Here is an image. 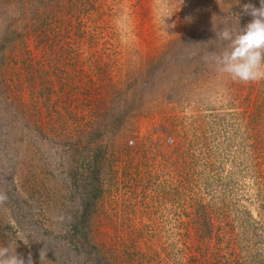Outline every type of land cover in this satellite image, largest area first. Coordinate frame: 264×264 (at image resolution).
I'll list each match as a JSON object with an SVG mask.
<instances>
[{
    "label": "rangeland",
    "instance_id": "rangeland-1",
    "mask_svg": "<svg viewBox=\"0 0 264 264\" xmlns=\"http://www.w3.org/2000/svg\"><path fill=\"white\" fill-rule=\"evenodd\" d=\"M249 4L0 0V247L25 264H264V81L214 62ZM20 210L67 248L42 258Z\"/></svg>",
    "mask_w": 264,
    "mask_h": 264
},
{
    "label": "clouds",
    "instance_id": "clouds-1",
    "mask_svg": "<svg viewBox=\"0 0 264 264\" xmlns=\"http://www.w3.org/2000/svg\"><path fill=\"white\" fill-rule=\"evenodd\" d=\"M260 4L259 8L251 4L244 6V11L253 17L246 28L237 30L224 26L217 31L218 40L226 42V46L214 54L216 70L233 82L250 84L264 81V0H260ZM6 200V195H0V203ZM41 257H44L43 251ZM0 264L25 262L17 255L16 248L4 246L0 247ZM28 264H31V258Z\"/></svg>",
    "mask_w": 264,
    "mask_h": 264
},
{
    "label": "trees",
    "instance_id": "trees-1",
    "mask_svg": "<svg viewBox=\"0 0 264 264\" xmlns=\"http://www.w3.org/2000/svg\"><path fill=\"white\" fill-rule=\"evenodd\" d=\"M4 106H5V109L8 108V107H6V105H4ZM6 191H7V189H6ZM8 191H11L10 187H9ZM9 194H10V192H8V194H5L6 197H8ZM28 210L26 212H22L21 210L19 211L21 213V219H22V222L20 221L19 224L22 225V227L25 229L26 233L34 234V235L30 236L29 242L33 247H35L36 245L40 246L39 247L40 250L38 251L39 255H41L42 251L44 252V255L47 254V252L49 250V248H48V242L49 241H54L55 245H59V246L67 248L66 240L64 239L63 235L56 234L52 238L49 237L48 231L45 228V226L42 223H40L37 220V218L34 219L33 214H29ZM45 235L47 236V240H45V238H44ZM62 247H60V249L63 250ZM56 254H57V259L60 258L61 260H63V258L61 257V256H63V253L56 252ZM88 254L91 255V253H88ZM78 256L84 257V255H81V254H78ZM92 256L89 260L90 262H88V263L106 264L105 259L101 258L100 256H98L97 258H93Z\"/></svg>",
    "mask_w": 264,
    "mask_h": 264
}]
</instances>
